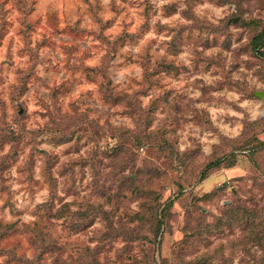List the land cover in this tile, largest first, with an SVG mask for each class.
<instances>
[{"label": "rangeland", "instance_id": "obj_1", "mask_svg": "<svg viewBox=\"0 0 264 264\" xmlns=\"http://www.w3.org/2000/svg\"><path fill=\"white\" fill-rule=\"evenodd\" d=\"M263 25L264 0H0V264H264Z\"/></svg>", "mask_w": 264, "mask_h": 264}, {"label": "trees", "instance_id": "obj_2", "mask_svg": "<svg viewBox=\"0 0 264 264\" xmlns=\"http://www.w3.org/2000/svg\"><path fill=\"white\" fill-rule=\"evenodd\" d=\"M251 47L253 50H256L257 53L261 54L264 57V51L262 47L264 46V25L262 26L259 33H256L250 40ZM221 159H218L216 162H211L209 164L219 165L221 163ZM208 166V164H207Z\"/></svg>", "mask_w": 264, "mask_h": 264}]
</instances>
